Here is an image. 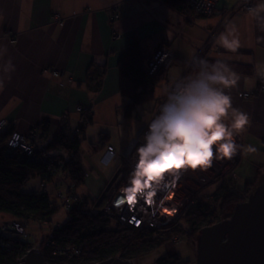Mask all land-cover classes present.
<instances>
[{
  "label": "crops",
  "instance_id": "crops-1",
  "mask_svg": "<svg viewBox=\"0 0 264 264\" xmlns=\"http://www.w3.org/2000/svg\"><path fill=\"white\" fill-rule=\"evenodd\" d=\"M236 2L220 0L216 14L191 17L163 0H0V122L21 135L47 123V134L39 136L42 146L59 131L72 133L80 118L75 111L78 107L89 112L92 124L100 110L117 102L102 113L116 112L120 124L126 118V100L119 94L118 64L133 43L141 50L139 64L132 68L135 75L143 74L144 61L159 45L178 56L160 82L166 85L182 74L192 57H199L197 52L207 42L208 33L215 30L214 42L203 51L204 59L210 63L222 60L239 75L237 86L226 91L233 107L250 116L247 130L236 135L240 156L245 151L244 140L264 148V91L259 89L264 82V0L256 1L250 13L240 11ZM113 5L121 14L115 23L111 22ZM224 12L228 13L222 16ZM54 14L64 21L54 24ZM7 34L15 36L14 44L5 38ZM114 34L119 38L113 40ZM224 37L236 41L235 50L223 46ZM95 65L104 66L105 71L96 93L86 88L88 70ZM52 71L59 75L54 77ZM251 93L255 95L242 98ZM161 99L154 93L156 107ZM104 130L96 129L101 145L108 142L121 156L127 142L119 143L117 149Z\"/></svg>",
  "mask_w": 264,
  "mask_h": 264
},
{
  "label": "trees",
  "instance_id": "trees-1",
  "mask_svg": "<svg viewBox=\"0 0 264 264\" xmlns=\"http://www.w3.org/2000/svg\"><path fill=\"white\" fill-rule=\"evenodd\" d=\"M163 2L177 11L185 6L183 0ZM140 58L141 50L137 43H133L118 64V89L126 100V118H133L139 107L154 101L155 89L164 79L165 70L154 77L144 73L135 75L132 68L139 64ZM104 74V66L95 65L88 70L86 88L89 92L96 93L100 90ZM89 123L91 116L87 125ZM47 125L41 123L37 127L39 136L47 134ZM84 129L85 127L82 131ZM10 132L12 130L8 129L0 135V215H7L20 225L27 221L40 226L43 222H52L51 218L59 211L56 196L47 190L48 186L57 185L54 176L60 174L63 182L70 184L69 193H73L85 181L86 175L81 164V133L75 135L72 132L67 135L59 131L48 144L41 145L50 158L46 162H31L20 151H8L4 147ZM116 173L117 170L114 176ZM33 179H39L40 188L26 192L25 187ZM255 189L256 187L247 185L242 190H234L231 183L224 180L207 202L196 200L187 207L176 224L145 232L124 228L100 213H94L91 210L93 205L76 200L66 212L68 220L55 229L57 237L53 238V242L61 247L67 245L78 248V259L84 264H97L110 258H142L170 242L175 235L197 239L203 228L230 217L233 208L246 201ZM30 245L17 235L16 238H10L0 234V264H17L29 251ZM41 252L47 264L58 263V259L52 257V249L44 247ZM163 260L167 264H191L181 261L176 255L164 256Z\"/></svg>",
  "mask_w": 264,
  "mask_h": 264
},
{
  "label": "built area",
  "instance_id": "built-area-1",
  "mask_svg": "<svg viewBox=\"0 0 264 264\" xmlns=\"http://www.w3.org/2000/svg\"><path fill=\"white\" fill-rule=\"evenodd\" d=\"M185 6L181 9V13L191 17H209L217 12V4L220 0H183ZM258 0H237L236 7L244 12L250 13L253 10L254 3ZM111 10V22L115 23L121 17L119 8L117 5L110 7ZM226 13H222L225 16ZM64 21L59 14L52 16V22L54 24H61ZM216 31H211L207 35V42L199 49L198 55L204 59L206 48L212 44L215 40ZM5 38L10 44L15 43V36L13 34L5 35ZM113 40L119 38V35L114 34ZM207 55V54H206ZM178 56L164 45H159L155 49L152 56L144 61L143 73L147 76L154 77L160 71H164L177 60ZM190 64H187L181 75L188 74ZM52 75L57 77L59 74L56 71H52ZM261 91H264V82L259 86ZM255 93L242 94V98L249 99L253 97ZM162 102V99L160 103ZM159 103V104H160ZM158 106L154 110L152 117L156 114ZM76 113L80 115L77 121L73 133L79 135L83 127H86L89 119V112L78 107ZM151 117V118H152ZM133 118H139L138 113H134ZM37 127L34 128L29 134L21 135L15 131L10 132L4 147L8 151H20L24 157L31 162H46L50 156L39 144V134ZM7 125L4 121L0 122V135L7 131ZM147 131V123L142 124L135 135L127 142L121 156H119L112 146H106V158L105 161H118V173L115 177L116 186L112 188L111 195L106 199L100 214L106 219L118 223L120 226L138 231H149L164 229L172 224H175L182 211V203L177 201V193L183 190V198L193 199L194 195L199 193L206 187L214 185L216 183H222L226 177L234 171L236 165L240 161V142L237 136H234L235 143L239 146L237 153L231 159L213 160L212 167L201 170L197 168L195 170L187 169L182 170L180 178L172 183V174L168 170L160 172V175L164 177L160 181V186H155L154 180H148L147 176L141 181H148L150 186L143 187L142 191L136 193L135 202L129 204L127 202L128 191L127 189L134 187L132 183L134 181V171L138 163L137 149L144 143V134ZM58 153V152H56ZM170 169V168H167ZM54 189L58 190L59 184H63L65 193L56 192V198L60 201L59 208L64 212L70 209L72 202L76 201L72 197L70 184L63 182L61 175L56 174L54 176ZM167 185V186H165ZM148 193H152L151 197ZM123 200V203L118 201ZM181 200V199H180ZM72 201V202H71ZM185 202V201H184ZM183 202V204H185ZM167 209V211H166ZM41 225H51L52 230L50 234L40 242H36L30 245L29 251H39L44 247L52 249V257L58 259L57 264H84L79 260L80 250L74 246H58L53 242V238L57 237L55 229L58 226H54L52 222L41 223ZM11 230L24 240H28L29 236L25 231V226L20 225L15 221H12ZM8 230V225L3 224L2 231ZM28 251V252H29ZM42 253V252H41ZM23 258V257H22ZM21 258V259H22ZM21 259L17 261V264L21 263ZM96 264V263H94Z\"/></svg>",
  "mask_w": 264,
  "mask_h": 264
},
{
  "label": "clouds",
  "instance_id": "clouds-1",
  "mask_svg": "<svg viewBox=\"0 0 264 264\" xmlns=\"http://www.w3.org/2000/svg\"><path fill=\"white\" fill-rule=\"evenodd\" d=\"M222 44L230 50L237 46L227 37L222 38ZM190 67L193 71L170 78L162 88V102L137 149L134 180L148 178L151 169L165 160H176L178 166L166 169L174 184L182 170H206L214 159H231L237 153L234 136L247 130L250 116L233 107L226 90L237 86L239 75L222 60L210 63L192 57ZM163 179L159 173L151 180L159 187Z\"/></svg>",
  "mask_w": 264,
  "mask_h": 264
},
{
  "label": "rangeland",
  "instance_id": "rangeland-1",
  "mask_svg": "<svg viewBox=\"0 0 264 264\" xmlns=\"http://www.w3.org/2000/svg\"><path fill=\"white\" fill-rule=\"evenodd\" d=\"M164 86L165 82L160 83L156 88L155 95L157 98L160 97ZM117 104V102L109 104L103 108L102 111L100 110L98 113L101 112V114L95 117V119L97 118V121L95 122L94 120V123H89V125L85 127L84 136L82 134L80 136L82 139L80 149L81 160L86 177L84 183L74 190L72 197L78 201H86L90 206L93 205L91 206V210L94 213L101 212L106 199H108L111 195L112 188L116 186L117 183L115 179L113 182H111L110 179H112L116 170L118 172L119 167V162L106 163L104 161V154L106 152L108 142H106L104 146L101 145L100 139L102 138H100L101 135L97 133L96 129L98 127H103L105 129L104 132L109 134V143L113 144L118 149L119 143L121 146L125 141L128 142L135 135V132L142 124L150 121L157 103L156 101H153L144 104L137 110L139 118H124L120 124L119 120L116 119V112L108 116L102 113L106 112V109L109 106ZM244 145L245 151L243 155L240 156L239 163L236 165L232 174L228 175L225 179L231 183L232 189L234 190H242L247 185H252L257 188L258 186L264 184L263 145H261V143H256L253 140H248V144H245L244 140ZM118 155H120V151ZM219 185L220 183H216L204 188L199 193L194 195V198L191 200H184L183 190H180L177 193V201L182 203L183 208L179 218L181 217L183 211L187 207L194 204L196 200H204L207 202ZM39 188V179H33L27 184L24 190L26 192H33L37 191ZM47 190L51 194H54V196H56V192L65 193L63 185H59L58 190L54 189L52 186H48ZM56 200L60 206V201L57 198ZM183 202L185 204H183ZM51 219L54 226H60L68 220V216L66 212L59 208V211ZM12 221L13 219L9 216L0 215V234L10 238H16V235L13 234L10 228ZM23 223L25 225V231L29 236L27 242L30 244L42 241L52 230L51 225L40 226L39 224L31 221ZM3 224L8 225V231H2ZM112 224L113 223H111V225ZM197 245L198 238L188 239L184 236L175 235L172 237L170 242L164 244L157 250L142 256V258H133L129 261H131L132 264H167L163 260V257L176 255L181 259V261L194 264L197 254Z\"/></svg>",
  "mask_w": 264,
  "mask_h": 264
},
{
  "label": "water",
  "instance_id": "water-1",
  "mask_svg": "<svg viewBox=\"0 0 264 264\" xmlns=\"http://www.w3.org/2000/svg\"><path fill=\"white\" fill-rule=\"evenodd\" d=\"M20 264H47L39 251H29ZM97 264H132L110 258ZM194 264H264V184L237 204L231 216L201 230Z\"/></svg>",
  "mask_w": 264,
  "mask_h": 264
},
{
  "label": "snow or ice",
  "instance_id": "snow-or-ice-1",
  "mask_svg": "<svg viewBox=\"0 0 264 264\" xmlns=\"http://www.w3.org/2000/svg\"><path fill=\"white\" fill-rule=\"evenodd\" d=\"M174 166H178V162L176 160H165L159 167L151 169V174L148 175V180L150 181L153 178V175L159 174L160 172L166 170L167 168H172ZM148 170H146L147 172ZM134 184V187L127 189L128 196H127V202L129 204H133L135 202L136 193L142 191L143 187L150 186L148 184V181L142 182L140 180H134L132 182ZM152 193H148V196L151 197ZM123 200L118 201V203H123ZM167 211V209H166Z\"/></svg>",
  "mask_w": 264,
  "mask_h": 264
}]
</instances>
